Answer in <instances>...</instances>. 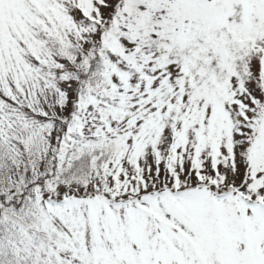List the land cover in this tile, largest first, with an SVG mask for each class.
Listing matches in <instances>:
<instances>
[{
	"label": "snow or ice",
	"instance_id": "snow-or-ice-1",
	"mask_svg": "<svg viewBox=\"0 0 264 264\" xmlns=\"http://www.w3.org/2000/svg\"><path fill=\"white\" fill-rule=\"evenodd\" d=\"M0 264H264V0H0Z\"/></svg>",
	"mask_w": 264,
	"mask_h": 264
}]
</instances>
